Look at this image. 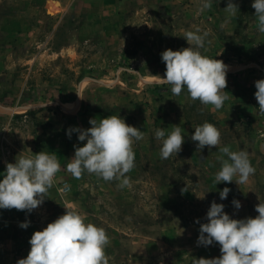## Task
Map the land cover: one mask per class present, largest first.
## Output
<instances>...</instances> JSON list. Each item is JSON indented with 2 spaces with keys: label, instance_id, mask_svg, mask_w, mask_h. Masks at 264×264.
I'll list each match as a JSON object with an SVG mask.
<instances>
[{
  "label": "rangeland",
  "instance_id": "1",
  "mask_svg": "<svg viewBox=\"0 0 264 264\" xmlns=\"http://www.w3.org/2000/svg\"><path fill=\"white\" fill-rule=\"evenodd\" d=\"M227 2L212 0L211 9L198 15L200 0H0V180L6 162L14 163L21 152L55 153L61 164L40 207L31 213L0 209V264L25 258L32 234L65 208L106 230L109 264L215 258L218 244L197 246L211 203L225 205L234 219L258 215L255 205L264 201V115L258 113L254 82L264 79V34L257 30L254 0H233L239 12L225 23ZM196 28L210 30L202 54L228 65L229 99L219 110L193 102L186 89L174 96L160 83L166 70L161 53L189 47L184 30ZM72 102L78 111L65 108ZM110 115L144 132L133 145L131 186L123 189L94 174L75 179L66 171L73 146L86 143L75 132L69 139L67 130L87 129L90 118ZM205 121L220 130L221 144L199 152L191 136ZM172 125L184 130V144L177 156L162 160V142L154 133L170 132ZM224 146L249 154L255 173L248 183L215 185ZM225 187L231 191L221 200ZM25 221L30 224L23 229Z\"/></svg>",
  "mask_w": 264,
  "mask_h": 264
},
{
  "label": "clouds",
  "instance_id": "2",
  "mask_svg": "<svg viewBox=\"0 0 264 264\" xmlns=\"http://www.w3.org/2000/svg\"><path fill=\"white\" fill-rule=\"evenodd\" d=\"M252 8L257 20V30L264 34V0H254ZM212 0H200L197 14L211 9ZM227 14L225 23L239 12V5L228 0L223 9ZM210 30L196 28L184 30L183 38L189 47L161 53L165 73L160 83L169 85L172 95L179 96L186 89L188 97L199 101L213 110L223 107L229 99L227 87L228 65L222 60L203 55L201 49L210 43ZM254 97L258 102V113L264 115V79L254 82ZM79 95V94H78ZM80 97V95H79ZM81 98V97H80ZM82 99V98H81ZM91 127L82 129L70 127L67 136L78 134V140L86 143L74 145V155L66 165V171L75 179L83 174H94L105 182L116 181L120 189L130 187L127 175L135 167L133 145L144 138V132L125 122L119 115L103 119L90 118ZM183 129L172 125L169 132L157 128L156 140L162 142L160 158L166 160L177 156L184 144ZM191 140L196 142L197 151L209 150L221 144V132L212 123L205 121L194 127ZM31 151V150H30ZM222 153L217 159L221 167L215 174V185L219 183L246 184L255 169L244 151H232L230 147H219ZM32 153V152H31ZM226 157V158H225ZM61 164L55 153L40 151L31 155H17L15 162H6L3 179L0 180V209L26 211L31 213L40 207L49 196ZM182 191H187L186 188ZM230 188H223L220 199L227 198ZM200 198V197H198ZM204 198V196L202 197ZM201 198V199H202ZM236 209L241 208L238 200L232 201ZM225 205L213 201L206 214V223L200 224L197 246H220V255L215 258H195L192 264H264V201L255 205V217L234 219L224 211ZM64 214L47 224L43 230L35 231L30 240V251L16 264H109L106 248L110 237L104 228L85 222V215L65 208ZM196 223H200L197 219ZM30 222L20 223L26 229Z\"/></svg>",
  "mask_w": 264,
  "mask_h": 264
},
{
  "label": "crops",
  "instance_id": "3",
  "mask_svg": "<svg viewBox=\"0 0 264 264\" xmlns=\"http://www.w3.org/2000/svg\"><path fill=\"white\" fill-rule=\"evenodd\" d=\"M55 10V9H54ZM70 106V108H69ZM78 102H72L71 104H65V108L69 110L70 112L78 111ZM74 109V110H73Z\"/></svg>",
  "mask_w": 264,
  "mask_h": 264
},
{
  "label": "bare ground",
  "instance_id": "4",
  "mask_svg": "<svg viewBox=\"0 0 264 264\" xmlns=\"http://www.w3.org/2000/svg\"><path fill=\"white\" fill-rule=\"evenodd\" d=\"M74 110V109H73Z\"/></svg>",
  "mask_w": 264,
  "mask_h": 264
},
{
  "label": "trees",
  "instance_id": "5",
  "mask_svg": "<svg viewBox=\"0 0 264 264\" xmlns=\"http://www.w3.org/2000/svg\"><path fill=\"white\" fill-rule=\"evenodd\" d=\"M158 86V85H157Z\"/></svg>",
  "mask_w": 264,
  "mask_h": 264
}]
</instances>
